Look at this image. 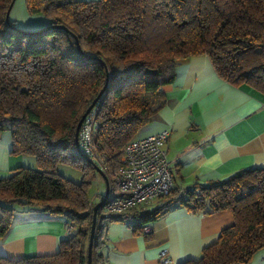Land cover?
Returning a JSON list of instances; mask_svg holds the SVG:
<instances>
[{"label":"trees","instance_id":"1","mask_svg":"<svg viewBox=\"0 0 264 264\" xmlns=\"http://www.w3.org/2000/svg\"><path fill=\"white\" fill-rule=\"evenodd\" d=\"M12 1L0 0V137L8 129L10 153L33 157L35 167H16L0 178V239L15 205L65 215L74 232L53 255L0 257V264H87L96 204L88 186L96 170L74 140L87 107L101 93L94 136L101 160L93 162L115 191L123 149L166 105L161 88L175 81L179 60L206 55L220 79L264 94V0H25L31 15L48 21L34 33L6 21ZM59 165L81 172V181L60 175ZM179 190L174 186L150 210L113 216L102 204L91 264H110L107 223L129 222L140 234L176 204L193 214L229 210L234 220L199 258L181 264H247L264 248V168L195 184L182 189L184 198Z\"/></svg>","mask_w":264,"mask_h":264},{"label":"crops","instance_id":"2","mask_svg":"<svg viewBox=\"0 0 264 264\" xmlns=\"http://www.w3.org/2000/svg\"><path fill=\"white\" fill-rule=\"evenodd\" d=\"M161 91L166 105L137 138L169 132L165 149L175 187L207 186L244 169L264 168V94L220 79L206 55L179 60L175 81ZM10 151V137L2 133L0 178L31 161ZM20 210L24 215L17 217L15 211L10 229L0 239V257L16 260L55 254L59 242L68 238L67 217L30 207ZM233 222L229 210L193 214L176 204L140 234L129 222L107 223L105 255L110 264H159V253L166 250L167 264H181L199 258L203 248ZM247 264H264V248Z\"/></svg>","mask_w":264,"mask_h":264},{"label":"built area","instance_id":"3","mask_svg":"<svg viewBox=\"0 0 264 264\" xmlns=\"http://www.w3.org/2000/svg\"><path fill=\"white\" fill-rule=\"evenodd\" d=\"M95 105L83 119L78 132L80 151L94 162L101 160L94 143L98 128ZM168 138V131H160L131 140L125 145L117 172L116 190L109 191L105 201L106 215L117 216L131 210H144L154 206L159 198L170 194L174 179L166 156ZM185 194L180 189L178 198H184ZM64 229L68 237L74 232L73 225L69 223H65ZM158 262H169L166 250L159 253Z\"/></svg>","mask_w":264,"mask_h":264},{"label":"rangeland","instance_id":"4","mask_svg":"<svg viewBox=\"0 0 264 264\" xmlns=\"http://www.w3.org/2000/svg\"><path fill=\"white\" fill-rule=\"evenodd\" d=\"M9 19L13 22L14 27L21 32L34 33L48 27V21L42 15H31L28 12L25 0L13 1ZM3 133L10 137L8 129L4 130ZM28 158L31 161L27 162L26 166L35 167L33 157L28 156ZM57 172L63 177L76 183L80 182L82 179L81 172L66 165H59L57 167ZM90 181V185L88 186V197L90 201L97 203L100 200V197L104 195L106 184L102 176L97 171L90 174ZM14 208L15 211H17V217L24 215L21 213L20 209L25 208V206L15 205Z\"/></svg>","mask_w":264,"mask_h":264},{"label":"water","instance_id":"5","mask_svg":"<svg viewBox=\"0 0 264 264\" xmlns=\"http://www.w3.org/2000/svg\"><path fill=\"white\" fill-rule=\"evenodd\" d=\"M13 1H12V3H13ZM12 3L10 4V6H9V8L7 10L6 17H5L6 21H9V14H10ZM77 52H78V55L81 58H86V56L81 52L80 47L78 46V44H77ZM100 94L96 98H94L92 100L90 105L85 110L84 114L81 116V118H80V120H79V122L77 124V127H76L75 138H74L77 152L80 153L81 155H83L88 161H90L91 163L94 164L95 170L102 176V178L104 179L105 184H106L105 192H104V195H103L102 199L99 202H97L92 208L91 226H90V231H89L88 248H87V264H91V249H92L93 236H94V231H95V226H96L97 210L102 204L105 203L106 198L108 196L109 189H108V181H107L106 175L104 174L103 170L98 165H96L90 158L85 156L80 151L79 145H78V132H79L80 126H81V124L83 122V119L85 118L87 113L94 107V105L96 104Z\"/></svg>","mask_w":264,"mask_h":264}]
</instances>
